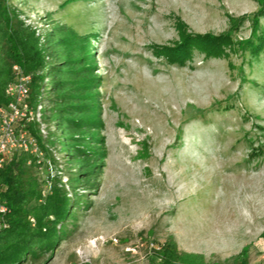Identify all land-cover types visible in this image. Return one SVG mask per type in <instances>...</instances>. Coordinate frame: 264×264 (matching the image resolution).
Segmentation results:
<instances>
[{
    "label": "rangeland",
    "instance_id": "obj_1",
    "mask_svg": "<svg viewBox=\"0 0 264 264\" xmlns=\"http://www.w3.org/2000/svg\"><path fill=\"white\" fill-rule=\"evenodd\" d=\"M4 5L37 35L71 27L99 83L101 185L48 264H79V250L87 264H150L170 236L215 264H264V51L245 46L257 43L258 0ZM178 19L191 37L231 33L234 45L219 57L195 46L174 63L165 49L182 40ZM65 161L49 146L36 158L44 193L52 179L67 185Z\"/></svg>",
    "mask_w": 264,
    "mask_h": 264
},
{
    "label": "trees",
    "instance_id": "obj_2",
    "mask_svg": "<svg viewBox=\"0 0 264 264\" xmlns=\"http://www.w3.org/2000/svg\"><path fill=\"white\" fill-rule=\"evenodd\" d=\"M258 1L260 9L252 17L257 43L250 39L245 42L254 56L264 51V33L257 35L264 17V0ZM177 23L182 40L175 48L165 49L174 63L183 64L195 46L207 57H219L226 56V46L234 45L231 33L191 37L180 19ZM81 43L69 26H54L37 35L32 29L13 23L4 0H0V106L9 102L6 89L15 81L14 66L18 65L24 75L31 77V104L45 107L43 123L47 136L43 138L35 124L28 128L42 150L45 146L58 147L65 154L68 179L67 185L62 179H52L44 193L34 171L36 157L27 154L14 157L0 168V200L9 209L7 227L0 229V264L52 261L59 244L68 237L69 227L77 226L83 211L88 209L86 194L100 188V166L106 157H102L104 152L98 143L99 83L89 67L93 53L90 47L83 49ZM261 238L264 240V232ZM150 264L215 263L202 254L180 251L170 236Z\"/></svg>",
    "mask_w": 264,
    "mask_h": 264
},
{
    "label": "built area",
    "instance_id": "obj_3",
    "mask_svg": "<svg viewBox=\"0 0 264 264\" xmlns=\"http://www.w3.org/2000/svg\"><path fill=\"white\" fill-rule=\"evenodd\" d=\"M17 77L6 89L9 102L0 106V168L4 167L14 157L27 154L41 158L42 150L39 141L29 130L30 124H35L40 135L45 138L46 127L43 123L42 104H31V77L24 75L18 65L14 66ZM8 207L0 200V229L7 227L6 215ZM93 246L96 247L95 243ZM79 264H87L83 251L79 250Z\"/></svg>",
    "mask_w": 264,
    "mask_h": 264
},
{
    "label": "crops",
    "instance_id": "obj_4",
    "mask_svg": "<svg viewBox=\"0 0 264 264\" xmlns=\"http://www.w3.org/2000/svg\"><path fill=\"white\" fill-rule=\"evenodd\" d=\"M179 246V245H178ZM183 246V249L182 250H180V251H182V252H186V253H196V254H201V253H197V252H194V251H192L193 250V247L191 248V247H189V245H182ZM229 248L228 249H226L225 250V252H229Z\"/></svg>",
    "mask_w": 264,
    "mask_h": 264
}]
</instances>
